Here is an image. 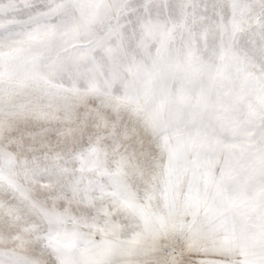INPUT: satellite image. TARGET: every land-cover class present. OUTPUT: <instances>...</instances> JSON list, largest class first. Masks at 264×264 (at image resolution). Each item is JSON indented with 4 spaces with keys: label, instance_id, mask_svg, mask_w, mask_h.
Wrapping results in <instances>:
<instances>
[{
    "label": "snow or ice",
    "instance_id": "snow-or-ice-1",
    "mask_svg": "<svg viewBox=\"0 0 264 264\" xmlns=\"http://www.w3.org/2000/svg\"><path fill=\"white\" fill-rule=\"evenodd\" d=\"M0 264H264V0H0Z\"/></svg>",
    "mask_w": 264,
    "mask_h": 264
}]
</instances>
